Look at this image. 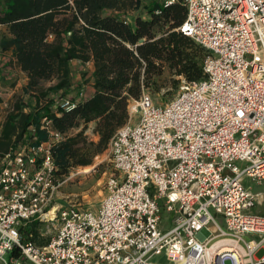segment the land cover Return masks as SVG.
Masks as SVG:
<instances>
[{
	"label": "built area",
	"instance_id": "1",
	"mask_svg": "<svg viewBox=\"0 0 264 264\" xmlns=\"http://www.w3.org/2000/svg\"><path fill=\"white\" fill-rule=\"evenodd\" d=\"M178 2L180 32L208 53L204 78L179 77L163 105L145 89L129 102L108 143L114 173L95 211L58 203L54 152L64 137L50 121L41 126L46 141L2 154L0 264H264L255 257L264 215L253 212L264 193L243 184L264 182V0H163ZM77 103L59 97L54 111ZM41 223L55 233L39 244ZM33 226L36 240L22 232Z\"/></svg>",
	"mask_w": 264,
	"mask_h": 264
},
{
	"label": "trees",
	"instance_id": "2",
	"mask_svg": "<svg viewBox=\"0 0 264 264\" xmlns=\"http://www.w3.org/2000/svg\"><path fill=\"white\" fill-rule=\"evenodd\" d=\"M130 13L137 14L132 23L127 22ZM184 18L181 2L165 6L163 0H0V53L10 54L26 77L28 91H37L43 82L55 83L49 91L63 92L67 98L72 86L69 63L74 60L92 63L94 90L70 112L54 111L50 99L27 114L9 116L0 156L34 137L37 143L46 141L48 135L41 130L46 119L64 137L54 152L56 178L71 168L91 165L127 123L129 102L165 71L174 72V85L179 77L188 82L204 78L208 53L180 32ZM90 123L96 143L82 136ZM80 125L82 131L67 136ZM34 228L22 232H32L36 240Z\"/></svg>",
	"mask_w": 264,
	"mask_h": 264
},
{
	"label": "rangeland",
	"instance_id": "3",
	"mask_svg": "<svg viewBox=\"0 0 264 264\" xmlns=\"http://www.w3.org/2000/svg\"><path fill=\"white\" fill-rule=\"evenodd\" d=\"M4 56V54L0 53V85L2 86V98L0 99L1 151L5 150L3 144L6 143V139L2 137V130L4 129V125L8 121L9 116L18 117L22 113L27 114L38 107L45 106L50 99L56 100L64 95L63 92H50L49 87L53 86L55 83L47 82L41 83L37 91H28L26 89L27 80L25 76L13 66L11 57L7 60L6 56ZM75 71L77 75L74 78L80 80L82 83L88 81V78L85 79L90 72L88 67L85 66L82 71L79 69H76ZM174 80H177L174 72L165 71L163 76L156 80L155 84H151L145 88V91L149 92L156 104L163 105L173 99L178 93L180 81L174 85ZM76 89L70 87L69 93L66 95L67 98L74 101L83 100L82 91L76 92ZM37 102L39 103V106L37 105ZM82 129L83 126L80 125L78 128L70 130L67 133V136L73 137L82 131ZM93 129L94 124L90 123L85 130H83L84 133L82 136L87 138V142L96 143L98 141L97 135L93 134ZM113 173V167L109 160L108 150L106 149L102 154L93 157L91 165L71 168L63 177L58 176L59 182H63L58 191V203H62L64 206L75 205L83 209H89L92 211L97 210L100 202L105 196L106 181ZM243 184L250 187L253 194L264 193V182H262L261 185H258L249 179H244ZM253 212L264 214V200L259 206H256L253 209ZM161 215L163 219L165 217H170V215L164 212H162ZM37 228L39 229L38 232L44 234V237H42L41 240H37V243L39 244L49 239L55 233V227L50 223H41ZM166 228H170L168 223H166ZM244 239L249 240V237L247 236ZM262 251L264 250L256 252L255 257H262L264 255V252ZM261 253L263 255H261ZM9 257V255H5L3 260L8 262ZM155 261L159 264L165 263L163 257L156 258ZM22 264L30 263L22 262ZM225 264H230V262L226 261Z\"/></svg>",
	"mask_w": 264,
	"mask_h": 264
},
{
	"label": "crops",
	"instance_id": "4",
	"mask_svg": "<svg viewBox=\"0 0 264 264\" xmlns=\"http://www.w3.org/2000/svg\"><path fill=\"white\" fill-rule=\"evenodd\" d=\"M137 15L135 13H130L128 14L127 16V22L129 23H132V20L134 18V16ZM6 56V59L9 60L10 59V56L9 54H4ZM4 56V57H5ZM5 61V60H3ZM14 66V64H13ZM88 67V69L90 70L89 74H88V77H86L85 79L88 78V81H86V83H82L80 82V80L74 78L76 77L77 73H76V69H79L80 71L84 70V67ZM15 67V66H14ZM69 67H70V78H71V84H72V88H77L76 89V92L77 91H82V94H83V100L85 99H88L90 98L93 93H94V90L92 88V78H91V73L93 71V66H92V63H87V64H82L80 63L79 61H71L69 63ZM16 68V67H15ZM17 69V68H16ZM18 70V69H17ZM19 71V70H18ZM20 72V71H19ZM21 73V72H20ZM22 74V73H21ZM24 75V74H23ZM25 76V75H24ZM80 76V75H79ZM26 78V77H25ZM80 79V77H79ZM78 102V101H77ZM260 214V213H259ZM264 215V214H262Z\"/></svg>",
	"mask_w": 264,
	"mask_h": 264
},
{
	"label": "bare ground",
	"instance_id": "5",
	"mask_svg": "<svg viewBox=\"0 0 264 264\" xmlns=\"http://www.w3.org/2000/svg\"><path fill=\"white\" fill-rule=\"evenodd\" d=\"M262 252H264V251H262ZM260 255V254H259ZM261 255H263L262 253H261Z\"/></svg>",
	"mask_w": 264,
	"mask_h": 264
}]
</instances>
